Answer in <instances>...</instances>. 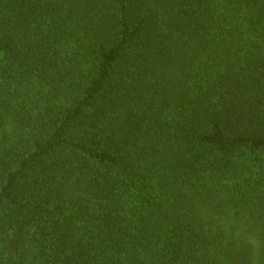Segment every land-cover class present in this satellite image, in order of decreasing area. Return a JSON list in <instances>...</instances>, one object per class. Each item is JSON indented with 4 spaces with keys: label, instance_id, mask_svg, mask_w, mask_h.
Returning a JSON list of instances; mask_svg holds the SVG:
<instances>
[{
    "label": "trees",
    "instance_id": "trees-1",
    "mask_svg": "<svg viewBox=\"0 0 264 264\" xmlns=\"http://www.w3.org/2000/svg\"><path fill=\"white\" fill-rule=\"evenodd\" d=\"M0 264H264V0H0Z\"/></svg>",
    "mask_w": 264,
    "mask_h": 264
}]
</instances>
